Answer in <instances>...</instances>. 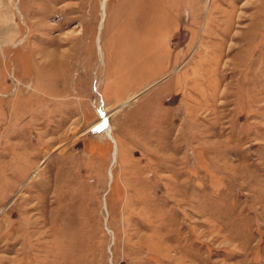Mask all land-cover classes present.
<instances>
[{"label": "rangeland", "instance_id": "1", "mask_svg": "<svg viewBox=\"0 0 264 264\" xmlns=\"http://www.w3.org/2000/svg\"><path fill=\"white\" fill-rule=\"evenodd\" d=\"M0 264H264V0H0Z\"/></svg>", "mask_w": 264, "mask_h": 264}, {"label": "bare ground", "instance_id": "2", "mask_svg": "<svg viewBox=\"0 0 264 264\" xmlns=\"http://www.w3.org/2000/svg\"><path fill=\"white\" fill-rule=\"evenodd\" d=\"M105 1L106 0H104V3H105ZM104 118V117H103ZM102 120V119H101ZM102 122H103V120H102ZM105 126V125H104ZM106 127V126H105ZM110 131V127H106V137L107 138H111V132H109ZM114 142V141H113ZM114 145H115V147H116V143L114 142ZM117 150V149H116ZM116 150H114V154H113V158H115V155H116Z\"/></svg>", "mask_w": 264, "mask_h": 264}, {"label": "water", "instance_id": "3", "mask_svg": "<svg viewBox=\"0 0 264 264\" xmlns=\"http://www.w3.org/2000/svg\"><path fill=\"white\" fill-rule=\"evenodd\" d=\"M103 122H105V120H104ZM103 124H104V123H103Z\"/></svg>", "mask_w": 264, "mask_h": 264}]
</instances>
